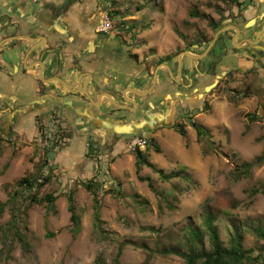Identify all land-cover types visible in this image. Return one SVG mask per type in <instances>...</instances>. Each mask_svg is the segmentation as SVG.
Segmentation results:
<instances>
[{"label":"rangeland","instance_id":"374dc122","mask_svg":"<svg viewBox=\"0 0 264 264\" xmlns=\"http://www.w3.org/2000/svg\"><path fill=\"white\" fill-rule=\"evenodd\" d=\"M54 1H72L73 12L97 19L98 29L108 21L102 31L122 35L130 49L153 63L210 39L225 14L248 2ZM247 77L228 75L204 92L205 99L194 100L190 110H179L176 123L129 134L119 147L99 143L92 133L69 131L59 113L22 117L6 135L1 123L7 116L0 112V204H6L0 213V264H95L99 259L104 264H186L180 255L162 251L198 249L195 228L210 250L209 216L224 247L238 236L264 264V236L256 230L264 231V107L253 93L255 83L245 92L252 75ZM6 85L0 92L9 90ZM194 123L206 133L199 136ZM137 137L145 144L134 146ZM66 147V159L58 160ZM137 150L151 163L139 173ZM26 177L32 187L21 184ZM89 182L92 190L86 188ZM51 193L57 196L54 203L45 200Z\"/></svg>","mask_w":264,"mask_h":264},{"label":"flooded vegetation","instance_id":"af4514ba","mask_svg":"<svg viewBox=\"0 0 264 264\" xmlns=\"http://www.w3.org/2000/svg\"><path fill=\"white\" fill-rule=\"evenodd\" d=\"M73 4L0 0V56L6 58L0 75L11 80L0 98L4 131L8 123L14 132L22 117L30 120L35 112L59 113L69 131L92 133L94 140L115 146L133 128L155 132L176 123L179 110L205 99L208 79L213 82L223 71L219 81L230 74L252 75L245 92L255 83L253 93L264 107V0L234 6L210 39L155 63L130 49L122 35L98 29L97 19L74 13ZM4 47L11 51L4 55ZM18 76L28 79L29 93L7 97L18 88ZM200 80L206 85H198Z\"/></svg>","mask_w":264,"mask_h":264},{"label":"trees","instance_id":"16d2710c","mask_svg":"<svg viewBox=\"0 0 264 264\" xmlns=\"http://www.w3.org/2000/svg\"><path fill=\"white\" fill-rule=\"evenodd\" d=\"M20 4L21 1H20ZM194 126L197 130V133L199 136L203 135L204 133H206L205 129H203V127L197 123H194ZM182 134L185 133L184 130L180 131ZM81 133V132H80ZM81 135L83 136V133H81ZM98 140V139H97ZM99 143L107 146V147H113L114 143H107L105 144L102 140H98ZM136 165H137V172L139 173V171L141 170L143 165H148L151 166V163L145 159V157L143 156V153L141 150H137L136 151ZM260 160V159H258ZM140 179H143V177H139ZM46 180H49V177L46 178ZM21 184L25 185V186H29L32 187L33 186V181L30 180L29 178H23L21 180ZM150 186H152L150 184ZM86 188L88 190H92L93 189V185L92 183H88L86 185ZM57 199V196L54 195L53 193L48 194L45 196V200L49 203H54L55 200ZM34 201H40L39 199H37V197H33ZM73 201V197L72 195L69 196V210L71 212V218L72 220L77 224L78 223V217L75 213V208L72 204ZM6 204H0V213L3 212L4 208H5ZM99 216V204L98 201H96L95 204V217L98 218ZM206 227L208 230V234H209V240H210V246L211 249L207 250L204 245L201 243L202 237H203V233L200 229L195 228L192 230V234L193 237L198 241V243H200V247L194 251H190V252H181L179 250L176 249H171V250H164L162 252L164 253H174L177 255H180L181 257H183L186 261V264H197L198 262H200V264H258L259 261V255L258 256H253L251 254V250L249 249H244L243 245L241 243V240L238 236L234 237L232 239V244L230 248H226L223 246L220 237H219V232L217 230V228L215 227V225H213V219L211 216L206 218ZM259 234H261L262 236H264V231L262 229H256ZM95 264H104L101 262V260L99 259Z\"/></svg>","mask_w":264,"mask_h":264},{"label":"crops","instance_id":"0c3cea01","mask_svg":"<svg viewBox=\"0 0 264 264\" xmlns=\"http://www.w3.org/2000/svg\"><path fill=\"white\" fill-rule=\"evenodd\" d=\"M3 50L5 51V53H4V55L8 52H10L11 50H9L8 49V47H4L3 48ZM6 60V58L4 57V56H0V61L1 60ZM6 65L8 64V63H5ZM5 65V67H6V69L7 68H9V65H7L6 66ZM0 77H1V80L3 79V81H1L0 82V85L2 84H6V82L7 81H11V80H8V77L6 76V75H0ZM18 78V88L16 89V91L15 92H11L10 94H7L6 93V95H8L7 97H13V94L14 95H16L18 92H19V94H21L20 92L22 91L24 94V97L23 98H25L26 96H27V94L29 93V91H30V89H29V85H28V79H26L25 77H23V76H18L17 77ZM31 88H32V86H31ZM3 92H0V95L2 94ZM5 93V92H4ZM13 93V94H12ZM16 96H18V97H20L21 98V96H19V95H16ZM14 98V97H13ZM10 99H12V98H10ZM1 112V111H0ZM121 144H123V142H118L117 143V145H116V147H119ZM67 148H68V150H67ZM69 147H66V150H64V151H62V152H60V153H58V160H63L64 161V159H66V158H64V157H66V156H64V152H66V153H69L70 151H69ZM57 156V155H56ZM73 161V160H72Z\"/></svg>","mask_w":264,"mask_h":264},{"label":"water","instance_id":"95a60500","mask_svg":"<svg viewBox=\"0 0 264 264\" xmlns=\"http://www.w3.org/2000/svg\"><path fill=\"white\" fill-rule=\"evenodd\" d=\"M225 28L226 27H223V28H221V29H219L217 32H216V34H215V37H214V40H213V42L216 40V38L218 37V35L221 33V32H223L224 30H225ZM213 43H211V45H212ZM210 45V46H211ZM186 53H188V52H186ZM189 54V53H188ZM224 75V71L222 72V73H220V74H218L217 76H216V78H215V80L212 82V83H210L208 86H206L205 88H204V91H207V90H210L212 87H214L215 85H217V83H218V81H219V79H220V77H221V75ZM2 98H4V94H2V95H0ZM4 129H5V131H4V133L7 135H9L10 133H9V124L8 123H6L5 125H4ZM127 129V128H126ZM138 131L136 130V129H134L133 128V130L132 131H130V133L132 134V133H137Z\"/></svg>","mask_w":264,"mask_h":264},{"label":"built area","instance_id":"2783aa9c","mask_svg":"<svg viewBox=\"0 0 264 264\" xmlns=\"http://www.w3.org/2000/svg\"><path fill=\"white\" fill-rule=\"evenodd\" d=\"M109 22L108 21H104V23H103V25L101 26V30H106L107 28V26H109ZM134 146H141V145H144L145 143H143V141H142V139L141 138H139V137H137L135 140H134Z\"/></svg>","mask_w":264,"mask_h":264}]
</instances>
